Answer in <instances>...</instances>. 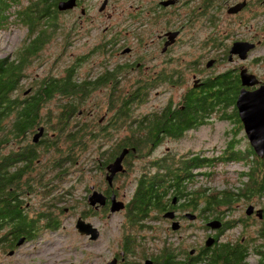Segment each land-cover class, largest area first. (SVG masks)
<instances>
[{"label":"flooded vegetation","instance_id":"af4514ba","mask_svg":"<svg viewBox=\"0 0 264 264\" xmlns=\"http://www.w3.org/2000/svg\"><path fill=\"white\" fill-rule=\"evenodd\" d=\"M104 1L102 0L100 3L98 12L107 13V19H104L105 17L88 18L89 11L82 7L80 0H76L77 5L74 9L67 11L77 13V10L80 9V15L76 16V20L72 22L70 27L72 33H79L88 22L95 25L96 22L102 20L101 25L95 27L99 30L96 43L92 46L90 52L78 57L77 65L70 68L68 72H73L78 65H84L86 62L91 61V57L95 56L96 59L92 63V66H94L93 71L83 75L81 79L84 81H80L78 85L91 90L90 95L101 96L98 98L97 106L108 105L105 116H100L95 112V109H90L87 113L80 110L78 117H76L78 120L73 125L79 127L81 123H84L85 121H80V117L84 116L89 118V125L94 132L104 130L106 134L115 138L122 134L126 136L128 134L127 124L123 126L117 120H113L120 107L117 106L112 110L110 109L112 103L119 102L118 104L122 105L131 102L135 92L143 87H145L146 93H149V98L147 97L148 99H143L137 103L152 104V101L157 103L156 98L158 99L160 94L168 92L165 91V88H169V91H171L185 86L181 89V95L177 100L170 97L162 102H165L164 105L157 103L155 107H150L149 113L156 110L159 119L163 118L166 112L158 111L167 109L169 106H171L172 112L176 107L184 109L189 98L196 101L198 103H196L197 109H200L196 119H193L190 125L180 133L173 135L169 132L166 133L164 129L160 130V138L155 140L157 145L152 144L154 147H152L150 155L151 157L153 154L158 153L155 162H161L165 159L171 160L172 157L166 155L180 151V146H184L182 144L169 146L170 143L192 141L198 135L207 136L211 134L215 136L216 133L217 135L221 134L222 140L226 142L223 149L225 150L233 142L235 134L237 135L236 138L241 140L242 149L247 146L254 151L247 138L236 104L229 105V112H224L225 104L222 99V91L219 88L218 78L226 73H234L235 79L237 81L239 79L241 91L244 87L241 71L246 69L249 74L255 75L259 81V84L255 87H248L249 91H254L264 85V0H137L139 5L132 4L129 8L123 10V21L109 12L111 3H115L117 0H109L106 8L101 12L100 8ZM118 1L121 4V1ZM75 29L79 30L75 31ZM80 33L86 36V33L82 31ZM150 37L153 47L149 54L156 50L157 54L153 57V60L159 62L155 65L145 64L146 61L142 60L135 52L133 45L125 44L126 40L133 39L139 43ZM178 46H183L184 50L180 55L187 58L196 57V59H183L184 64L176 67L173 53ZM191 50L195 52L192 53ZM241 55L245 58L242 59ZM121 57L127 59L119 61ZM225 62L230 65L229 68H225L222 72H211ZM92 66L89 63L85 68L86 71L91 69ZM101 81L104 84L99 85L98 83ZM127 83H131L136 88L134 92L128 90L131 87ZM39 88L40 84H37L25 91L24 96H13L11 99L20 105L29 104L37 100L36 96L39 93ZM151 91H154L152 98ZM202 101L207 106L206 111L202 110L203 113L200 112L202 107L199 105ZM45 102L47 101L41 104L38 115L39 121L35 129H29L26 133L16 132L15 129L16 120L21 117L20 107L9 114L11 120L8 123L10 133L6 147L0 146V163H2L1 165L5 163L4 168H7V178L12 185L11 189L14 190L17 187V182L22 183L23 192L27 195V198L30 197L28 198L29 201L21 206V210L23 216L31 217L28 220L33 223L32 226L35 228L34 231H31L35 232L33 238H39L46 231L56 232L60 229H66L67 220L74 217L76 230L78 221L82 220L90 224L95 230L96 239H93L92 234L82 235L77 230L78 234L87 237L91 242H96L101 237L103 222L112 214V197L115 196L117 202L125 203L127 185L134 183L133 180H130L129 184L126 183L127 174H130L127 171L126 158L123 161L126 172L118 173L113 178L112 183L108 180V167L120 155L121 152L118 153V147L126 139L120 140L115 146L105 145L97 156L92 155L84 164L75 160L78 157L76 156L77 151L72 154L56 155L64 157L65 161L62 163L60 161L43 160L44 157H50L53 151L68 149L66 145L52 144L57 141L58 135L62 134V121L60 118L63 114L61 112H43ZM51 126H55V128ZM219 126H223L221 130ZM40 127H43L44 131L38 144L45 142L46 145L43 146L33 144L34 136L40 132ZM139 130L132 129L130 136L139 134ZM48 141L49 144H47ZM206 144L207 142H204L198 148V152L203 157L220 156L207 155L206 153L218 151L220 148L216 145L209 148ZM236 146L240 145L236 143ZM45 147L48 148V151L42 154L41 149L44 150ZM32 151L37 154L35 161L30 163L28 158ZM114 151L115 156L111 158L110 152ZM188 151H191V148ZM47 153H50V155H46ZM5 157L8 158L7 162L4 161ZM139 158L140 156H135L133 162H136ZM72 159L74 160L72 161ZM233 163H222L218 164L217 167L221 165L230 166ZM173 173L174 170L169 176L163 173L156 179L167 183L177 182L178 179L172 177ZM188 174L190 173L186 175ZM194 174L193 178L188 176V179H186V181L190 180L192 183L190 185L194 187L189 188L185 193L173 195L170 198L173 208L160 215L161 218L157 221L156 226L147 225L143 228V232L148 230V233H151V244H154L155 247L149 249L146 246V234L132 231L130 225L122 226L126 246L120 252V258L114 257L107 264H162L159 258L166 253L169 254V264H209L214 253L224 247L242 250L244 262L248 264H252L250 259H253L256 253L258 254L256 264L263 260L264 245L249 247L244 240L223 239L225 233L229 230V225L226 220L219 218L220 213L216 217H210V220H206L208 219L206 216L208 213V195L207 191L203 192L202 189L207 188L201 183L208 178L207 170H196ZM16 175L21 176L20 180H15ZM121 179L124 182L118 183ZM136 183H138V180ZM117 184H125L126 186L122 189ZM29 187H32V189L30 190ZM34 189L38 193L36 199L39 202L45 201L42 206L38 205L37 202H30L32 200L31 191ZM135 190L136 187L131 192V200ZM199 190L200 193H197ZM96 193L104 197V202L92 205L90 197ZM172 193H174V190ZM221 196L224 195L221 194ZM192 198L199 200L200 207L195 210L184 209L187 202H190ZM131 200L125 203V209L118 212H125L126 220L128 205ZM40 207H43V210ZM258 210L263 211L262 217L254 213L252 216L246 215L251 217V220L246 217V221H251L254 224H264V208H255V212ZM167 212L174 213V218L165 219L164 214ZM40 215L42 217H39ZM197 221L200 223L198 228L210 232V234L204 238L206 239L204 242H199L194 247H190L182 236L178 235V239L176 236L185 227H196ZM161 222L171 224V226L163 227ZM212 222L220 224L218 231H210L213 230L209 227ZM20 223L21 221L11 222L9 227H14L13 230H15L17 229L15 226ZM229 223L230 225L234 224L232 221ZM174 224L178 226L177 230H174ZM125 229H130L132 234L127 233L125 235ZM161 230L164 232V236L158 235L157 231ZM30 235L19 236L14 245L9 244L8 252L12 251V254H14V249L23 244L36 242L32 239V233ZM133 237L136 241H133ZM209 238L214 240L212 247L206 245ZM21 239L23 240L20 241ZM3 253H6L5 241L0 240V257Z\"/></svg>","mask_w":264,"mask_h":264},{"label":"trees","instance_id":"16d2710c","mask_svg":"<svg viewBox=\"0 0 264 264\" xmlns=\"http://www.w3.org/2000/svg\"><path fill=\"white\" fill-rule=\"evenodd\" d=\"M62 1L67 0H31L28 7H24L18 12L17 17H19L21 24L30 28V34L34 35L35 33L33 32L36 29L39 30L38 27L40 26L41 20L48 18L50 23L54 21L59 14L57 8L58 4ZM13 3L18 2L17 0H0V23L3 22L0 25L7 22V20H5V11L10 9L11 4ZM38 33L39 35L34 40L30 41V43L28 42V45L24 44L20 50L14 52L13 60L10 61L9 58L0 60V146L6 147V142L8 141L10 133V125H8V123L11 120L9 114L13 113L14 110H18V107H20L19 112L21 117L16 120L15 129L16 132L26 133L29 129H35V126L39 121L38 115L41 104L44 101L52 100L57 94L59 96H71L73 98L74 95L83 91L81 86L70 81L71 79L77 78L74 73L68 72V79H45L44 82L40 84L36 101L20 105L18 102H14L11 99L13 96L20 97L18 94L21 90L20 85L25 78L24 75H26L24 73V68L28 65L30 57L37 55L42 44L49 41L50 35L48 34V31H40ZM40 39L45 42L40 41ZM233 74L234 73L232 72L226 73L221 78H218L219 88L222 91V99L225 104V113L229 112L228 108L232 104H236V100L240 94L239 79L237 81ZM218 82L216 81V83ZM98 84L102 85L104 82L101 81ZM139 89L135 92L133 100L129 103L122 105H119V102L110 103V109L112 110L117 106L120 107L113 120H117V122L123 126L126 124L127 126L128 124L130 125L128 128V134L125 136V142L118 147V153H122L126 148L130 149V154L125 157L127 159V171H129V173L134 164L133 161L135 160V156H140L137 161L150 158L152 147H154L153 145H157L155 140L160 138V130L164 129L166 133L169 132V134L173 135L178 134L185 127H188L193 119H196L199 114L198 111L200 110L199 108L197 109L198 103L192 100V98H189L184 109L176 107L174 112H172L171 106H169L167 109H161L158 111L162 113L166 112L161 119L157 116L156 110H152L153 113H150L149 116L142 119H133L140 106L142 107L146 103L137 102H140L147 97L149 98V93H146L145 87ZM72 98L68 102L59 103L61 109L60 112L63 114L60 118L63 131L62 134L58 135L59 138L57 141L52 143L56 145H66L68 146V149L53 151L50 157H44L43 160H51L53 162L60 161L62 163L65 161L64 157L56 155L72 154L77 151L76 156L78 157H76L75 160L84 164L92 155L97 156L101 149L106 145L100 143L101 145L98 150H93L86 146L88 137L90 140V138H95L96 134L92 133L94 130L91 129V126L89 125V118H87L88 122L81 123L79 127L73 125L78 120L76 117L79 115L80 106L75 102V99ZM199 105L202 107L200 112L203 113V111L207 110L204 101ZM51 127L55 128V126ZM132 129H140L138 132L139 134L130 136ZM98 136L103 139L110 138V141H113V138H115L106 134L104 130L99 132ZM236 137L237 135L234 134L233 142L228 145L218 157H203L199 152L195 153L192 150L186 153L175 151L166 155L167 157L171 156V160L165 159L161 162H148L144 167L143 173L137 176L134 183L131 184L136 187L135 193L132 194V200L128 205L127 212V224L132 226L131 230L137 233L143 232V228L147 226L146 224H143L145 220L150 218L160 219L162 213L173 208V205L171 204L172 200L170 199L173 195L185 193L189 188L192 189V187H194L193 185H190L192 184L190 180L186 181L188 176L193 178L196 170H207V179H212L214 175L218 174V172L215 171L218 164L238 162L249 168L247 171L241 173L240 179L243 183L234 193L232 191H224L221 193L224 196H221V194L214 193L210 188L206 187L207 189H202L203 192L207 191L208 196L212 195L207 197V212L209 217H216L218 215L216 213H219V210L222 207H228L241 199L253 201L257 196H261L264 193V158H258L250 147L246 146L242 149L241 140ZM176 142L177 141L170 144ZM236 143L240 146H236ZM33 144L37 146L46 145L45 142ZM47 144H49V141ZM133 148L136 149L135 153L132 151ZM41 150L43 152L42 154H45L46 151H48V148L45 147L44 150ZM36 154L37 153L34 151L31 152L30 157L28 158L30 163L35 161ZM110 154L111 158H113L115 156V151L110 152ZM7 160L8 158L5 157L4 161L7 162ZM73 160L74 159H72V161ZM1 164L2 163H0V240L5 241V248L7 251V249L10 248L9 244L14 245L19 236H31L30 234L32 233V239H35L33 238L35 232H31L34 231L35 228L32 226L33 223L28 220L31 219V217L23 216V211L21 210V206H24L25 203L29 201L28 198L30 197L27 198V195L23 192L22 183L17 182V187L14 190L11 189L12 185L7 178V168H4L5 163H3V165ZM153 167H155L157 171L152 174L149 170L153 169ZM172 170H174L172 177L177 178V182L167 183L156 179L163 173H166V175L169 176ZM187 173H190L191 175H186ZM196 176L198 177L197 173ZM20 177V175H16L15 180H20ZM137 180L138 183H136ZM191 181L194 182L193 179H191ZM29 189L31 190L32 187H29ZM173 190L174 193H172ZM197 193H200V190L197 191ZM37 194L38 193L35 189L31 191L32 200H30V202H37L38 205L42 206L45 201L39 202V200L36 199ZM190 200L191 201L187 202L184 209L195 210L200 207L199 200H195V198ZM38 205L36 206L39 208ZM42 208L43 207H40L41 210H43ZM39 217H42V215ZM15 221H21V223L15 226L17 229L13 230L14 227H9V224L11 222L15 223ZM131 230L125 229V235L127 233L132 234ZM262 232L264 237V229ZM133 241H136L134 237ZM242 252L243 251L238 248L229 249L224 247L214 253L209 264H248L247 262H244ZM169 260L168 253L161 255L159 258V261H162V264H169ZM259 264H264V253L263 260H261Z\"/></svg>","mask_w":264,"mask_h":264},{"label":"rangeland","instance_id":"374dc122","mask_svg":"<svg viewBox=\"0 0 264 264\" xmlns=\"http://www.w3.org/2000/svg\"><path fill=\"white\" fill-rule=\"evenodd\" d=\"M30 1L31 0H17L18 3L11 4V8L5 11V20H7V22H5L3 25H0V60L5 58H9L10 61L13 60L15 54L14 52L16 50H20L24 44L28 45V42L30 43V41L34 40L39 35L38 32L48 31V34L50 35L49 41L45 42L40 39V41L45 43L42 44L40 50L37 52V55L30 57L28 65L24 68V73L26 75H24L25 78L22 80L20 85L21 90L18 93L20 96H24L25 91H27L32 86L41 84L45 79H68V70L73 68L74 65H77L79 60L78 57L90 52L92 46L96 43L98 39L96 36L99 33V30L95 27H98L102 23V20L96 22L95 25H92V22H88L84 29L80 30L86 33V36L81 34L80 31L79 33H72L70 27L72 22L76 20V16L80 15V9L77 10V13L67 11L59 12L57 17L51 23L48 21V18L41 20L40 26L38 27L39 30L36 29L33 32L35 34L31 35L30 28L21 24L19 17H17L18 12L24 7H28ZM120 1L121 4L118 0L115 1V3L112 2L109 12L113 13V15L119 17L121 20L124 9L129 8V6L132 4L139 5L137 0ZM80 2L83 8L88 9V18L105 17L104 19H107V13L98 12V8L102 0H80ZM77 30L79 29H75V31ZM125 44L133 45L132 47L135 49V52L142 58V60L146 61L145 64L155 65L159 63L158 61L153 60V57L157 54L156 50L149 54V51H151V48L153 47L151 37L149 39H144L139 43L137 40L133 39L126 40ZM146 44L149 45L146 46ZM182 51H184L183 46H178L176 49H174L173 58L176 61V67L184 64L183 59H196V57L187 58L180 55ZM190 52L194 53L195 51L191 50ZM95 59L96 57L93 56L90 59L91 61L86 62L82 66L78 65L73 71L77 78L71 79L70 81L75 84H79L80 81H84L81 79V77L93 71L94 66H92V63ZM124 59L127 58L121 57L119 61ZM89 63H91L92 67L86 71L85 68ZM229 67L230 65L225 62L219 68H216L211 72H222L225 70V68ZM127 85L131 87L128 89L129 91H135L136 88L133 87L131 83H127ZM184 87L185 86H182L177 90L171 91H169V88H165V91L168 92L160 94V97L158 99L156 98L157 103L160 104L170 97L177 100L181 95V89ZM81 89L83 90L81 93L73 96L75 102H77L80 106L79 110H84V112L87 113L90 109H95V112L100 114V116H105L108 111V105H96V103L98 104V98L101 96L96 94L90 95L92 92L91 90H88L87 87H81ZM151 93L152 98L154 96V91H151ZM71 98V96L57 95L52 100L45 102L43 112L58 113L61 111L59 103H64ZM157 103L152 101V104L145 103V105L142 107L140 106L133 119L139 120L149 116V112L151 110L150 107H155ZM164 103H162V105H164ZM80 118L81 121H88L87 117L83 116ZM129 127L130 125L128 124L126 129ZM219 127L221 130L223 126ZM92 133H95L96 137L90 138V140L88 137L86 146L88 148H92L93 150H98L101 144L115 146V144H117L120 140L125 139V136L122 134L118 138H113V141H110V138L103 139L98 136L99 132ZM204 142H207L206 146H209V148L210 146L215 145L220 148L218 151H210V153H206L210 156L221 155V152L226 144V142L222 140L221 134L217 135L216 133L215 136L211 134L207 136L198 135V137H195V139L192 141L188 140L186 142H176L174 144H169V146H177L182 144L184 146H180L181 150L179 152L186 153L188 152V149L191 148L192 151L198 153L199 146ZM157 154L158 153L153 154L149 159H142L140 161L134 162L130 169V174H127L126 183L129 184L128 182L130 180L134 181L137 176L142 174L145 165L151 161V163H153L157 158ZM47 155H50V153H47ZM247 170L248 167L242 163H233L230 166L221 165L215 168V171L218 172L217 175H214L212 179H204L203 183L201 184L204 187L213 190L214 193L221 194L224 191H232L234 193L243 183V181L240 179L241 173ZM156 171L157 169L155 167L149 170V172H152V174ZM121 182H124L123 179L119 180L118 183ZM117 186H121L123 189L126 185L117 184ZM133 189V185H127V195L125 198L126 202L124 201L125 203H128L131 200V192ZM250 205H253L256 209L264 208V193L261 196H257L253 201L241 199L232 205H229L228 207H222L219 210V218L226 220L229 225V230L225 233V237L223 238L224 240L228 238H232L234 240L237 239L238 241L244 240L247 242L249 247H254L255 245L257 247H261L264 245V237L262 232L264 229V224H254L251 221L249 222L248 220H251V217L246 216V209ZM206 216L208 219L205 217L204 219L210 220L208 213ZM246 217L248 218L247 221ZM158 220L159 219L150 218L145 220L143 224L156 226L158 224ZM230 221L234 222V224L230 225ZM66 223V229H60L56 232L46 231L44 234L40 235L39 238L34 239L36 242L23 244L19 248L14 249V254H12V251H10V253L7 250L6 253L1 255L0 264H107V262L111 261L114 257L120 258V252L123 251V248L126 246V241L123 239L122 228V226L128 225L125 212H116L115 214H111L110 217L106 218L102 225L101 237L96 242H91L87 237L78 234L75 228L74 217H70ZM241 224H243V226H241ZM161 225L163 227L171 226V224L164 222H161ZM196 225L197 226L193 228L185 227L182 229V231L177 234V239L178 235L182 236L183 240L190 247H194L196 244H199V242H204V240H206L204 238H206L210 232H205L198 228L200 226L198 221L196 222ZM210 231H218V228H213V230ZM157 232L158 235L164 236V232L162 230ZM141 234H146V246H148L149 249L152 247L154 248L155 245L151 244V233H148L147 230L146 232H141ZM208 240L206 241V245ZM134 253H136V251H134ZM257 258L258 254L256 253L253 259H250L251 263L256 264L258 262Z\"/></svg>","mask_w":264,"mask_h":264},{"label":"water","instance_id":"95a60500","mask_svg":"<svg viewBox=\"0 0 264 264\" xmlns=\"http://www.w3.org/2000/svg\"><path fill=\"white\" fill-rule=\"evenodd\" d=\"M109 0H105L100 11L102 12L108 3ZM77 2L76 0H67L62 1L58 4V11L59 12H66L72 10L76 7ZM245 53V52H244ZM241 58L244 59L245 56L241 55ZM241 79L243 83V88L240 91V94L237 98L236 107L239 111V115L241 121L244 125L245 132L247 138L250 141L251 147L254 149L255 154L258 158H264V85L259 87L254 91H249L248 87H255L259 84V81L255 75L249 74L246 69L241 71ZM39 133L34 136L33 142L38 143L40 138L43 135L44 128H39ZM132 151L135 153L136 149L133 148ZM130 154V149H124L120 156L116 158V160L108 167L109 174L108 180L112 183L113 178L118 173H124V166L123 161L127 155ZM113 204H112V214L116 212H120L125 209V203L117 202L115 196L112 197ZM90 202L92 205L100 202H104V197L100 194H95L90 197ZM255 211V207L250 205L246 209V214L248 216L252 215ZM259 217H262L263 211L259 210L256 212ZM188 216H190L188 214ZM165 219H173L174 213L167 212L164 214ZM209 226L215 227L214 224H209ZM216 228V227H215ZM178 226L174 224V230H177ZM77 230L82 235H90L92 234L93 239L95 237V230L91 227L90 224L83 222L82 220L78 221L77 223ZM21 239L20 241H22ZM214 240H208V247L213 246Z\"/></svg>","mask_w":264,"mask_h":264},{"label":"bare ground","instance_id":"6f19581e","mask_svg":"<svg viewBox=\"0 0 264 264\" xmlns=\"http://www.w3.org/2000/svg\"><path fill=\"white\" fill-rule=\"evenodd\" d=\"M254 213H256L255 211H254ZM253 213V214H254ZM252 214V215H253ZM247 215V214H246ZM252 215H250V216H252ZM248 216V215H247ZM211 224H214L215 225V227H217L218 229L220 228V224L219 223H214V222H212ZM209 227H211V228H215V227H213V226H209Z\"/></svg>","mask_w":264,"mask_h":264},{"label":"clouds","instance_id":"9594fccd","mask_svg":"<svg viewBox=\"0 0 264 264\" xmlns=\"http://www.w3.org/2000/svg\"><path fill=\"white\" fill-rule=\"evenodd\" d=\"M234 163H238V162H234ZM249 168V167H248Z\"/></svg>","mask_w":264,"mask_h":264}]
</instances>
